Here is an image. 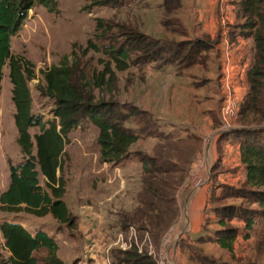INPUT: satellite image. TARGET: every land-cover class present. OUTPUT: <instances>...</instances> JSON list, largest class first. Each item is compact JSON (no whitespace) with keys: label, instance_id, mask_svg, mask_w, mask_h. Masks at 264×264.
I'll list each match as a JSON object with an SVG mask.
<instances>
[{"label":"trees","instance_id":"16d2710c","mask_svg":"<svg viewBox=\"0 0 264 264\" xmlns=\"http://www.w3.org/2000/svg\"><path fill=\"white\" fill-rule=\"evenodd\" d=\"M128 0H107L105 4L123 6ZM164 11L163 27L173 36L155 37L145 32L144 23L130 19L106 21L97 24L98 40L106 41L102 51L110 57L103 72L92 78L79 73V63L67 58L60 66L44 72L39 92L53 102L54 119L44 121L33 113V98L29 86L36 78L31 64L12 54V39L22 30L30 11L37 5L50 12L56 8V0H0V82L5 66H9L13 85V102L16 108L15 123L18 144L26 160L11 167V183L0 197L5 212H26L37 217L52 215L59 223L74 228L76 218L62 200L64 190L56 187L66 138L75 128L88 122L98 130L100 159L103 163L121 165L132 155L131 146L141 140H157L153 154L136 152L142 164L141 191L136 208L120 214L116 226L122 232L137 233L141 242L135 241L130 248L114 256V264H158L149 254L151 244L160 246L161 240L176 224L180 216L178 192L190 175L195 161L201 155L202 139L188 129L185 135L166 132L157 118L136 105L121 104L97 98L95 90L110 88L115 84V71L133 66L155 65L156 70L175 66L179 70L205 65L217 44L207 37H193V29L186 20L183 0H160ZM238 24L230 34L253 37L255 43L254 63L248 71L249 89L240 103L237 119L245 128L233 130L221 138L233 136L240 140L241 162L246 169V179L240 186H219L226 195L211 193L205 233L197 240L180 242V250L195 264H230L220 258L205 254L202 246L213 243L228 251L235 260V244L239 230L231 226L233 220L245 223L251 231L257 219L264 218V0H236ZM131 21V22H130ZM231 35V37H232ZM176 36L183 40L177 41ZM87 51L100 52V47L89 42ZM78 75V76H77ZM236 121V120H235ZM216 124L218 121L215 119ZM219 125V124H218ZM40 127L35 135L36 155L30 129ZM40 175L46 180V188L40 183ZM52 192V193H51ZM218 200L242 199L258 208L249 210L241 206L218 207ZM217 199V198H216ZM220 229L213 234L208 228L214 215ZM4 247L10 253L3 264H66L58 255L59 244L46 231L31 233L19 222H4L0 226ZM249 239V234L246 235ZM142 248V249H141ZM140 249L142 252L140 253ZM46 256H35L41 251ZM73 264H79L76 260ZM257 264V263H240Z\"/></svg>","mask_w":264,"mask_h":264},{"label":"rangeland","instance_id":"374dc122","mask_svg":"<svg viewBox=\"0 0 264 264\" xmlns=\"http://www.w3.org/2000/svg\"><path fill=\"white\" fill-rule=\"evenodd\" d=\"M106 1L56 0L54 12L37 5L30 11L22 30L12 39V54L30 63L36 74V78L29 83L33 98V113L44 121L54 119L53 102L39 92L44 80V72L60 66L69 58L70 63L75 60L79 63L78 75L83 72L87 77L92 78L95 73L103 72L105 66L111 62L110 57L102 51L103 45L108 42L98 40L96 34L100 20H122L125 23L130 19L135 24L144 23L143 29L152 36L167 35L173 38L163 27L165 15L160 0H128L123 6L114 7L105 4ZM186 2L187 13L192 17L195 16L192 11V6L195 7L194 1ZM187 13L184 16L187 17ZM193 37L196 35L194 34ZM175 38L177 41L183 40L179 36ZM92 41L100 47V52L87 51L89 42ZM211 57L214 56L208 57L206 63L212 61ZM227 65H229L228 69ZM202 66L183 70L175 66H167L162 70H156L154 64L132 65L124 71H118L112 64L115 84L111 88L105 86L103 89L95 90V94L97 98L105 101L136 105L142 110L152 112L163 126V130L184 136L185 132L180 130L199 128L202 125L204 112L214 108L219 93L223 96V78L228 73L233 78L234 71L227 51L222 53L221 76L218 81L213 69L204 70ZM210 67L212 68L211 65ZM152 69L155 70L153 74ZM232 85L233 90L236 91L233 82ZM12 91L10 69L7 65L0 82V197L10 186L11 167L18 166L26 160L18 144L19 133L15 123L17 111ZM238 120L236 119L234 126ZM30 133L33 137L35 154L34 137L41 133L40 127L31 128ZM97 140L98 130L88 122H84L81 128L73 129L66 138L65 151L61 159L62 168L58 172L59 182L54 188L64 190L62 200L77 220L74 228L59 223L52 215L37 217L24 211L5 212L1 208V202L0 226L4 222H19L33 234L41 230L46 231L58 242V255L66 264H73L76 261L75 256L80 257L81 244L86 250L93 243L88 235L82 236L83 227H90L93 224L95 228L100 227L102 235H106V242H102L104 246H109L119 239L128 244L127 249L133 241L139 246H144L146 240L144 239L143 242L138 240L135 231L122 232L116 224L120 220L121 213L132 212L138 203L142 187V164L135 157V153L152 155L157 140L149 138L132 145L130 149L132 155L121 165L101 161ZM46 182L47 180L40 175V183L45 188ZM226 194L227 191L221 187L216 196L221 197ZM218 197L214 198L213 204L220 208L241 205L249 210L258 208L257 205L242 199L218 200ZM217 220L219 214L214 215L212 222L214 226L210 229L212 234L220 229ZM231 226L239 230L236 259L233 260L228 251L216 244L205 249L206 253L230 264L243 262L264 264V218L257 219L251 231H248L245 223L238 219L233 220ZM120 233L122 239L119 237ZM154 246L157 249L161 245ZM113 250L115 256L119 251H125L126 246L123 248L118 246ZM9 256L0 230V264H3ZM35 256L41 260L46 256V252L43 250Z\"/></svg>","mask_w":264,"mask_h":264},{"label":"crops","instance_id":"0c3cea01","mask_svg":"<svg viewBox=\"0 0 264 264\" xmlns=\"http://www.w3.org/2000/svg\"><path fill=\"white\" fill-rule=\"evenodd\" d=\"M186 1L187 0H185V2ZM193 1V3H195V7L192 6V11L195 13L193 17L191 14L187 13L186 4L184 2L185 13L188 14L186 20L193 29V34L196 35V38L207 37L210 38L211 41L217 43L211 54L214 56L211 57L212 61H210V63H205L202 67L204 70L207 69L208 71L209 68L213 69L214 72H216V80L218 81L221 76L222 53L227 51L230 55L231 66L234 71L232 80L237 95L242 101L249 89L248 71L254 63L255 43L253 37L245 38L239 34L236 36L230 34V31H233L234 26L238 24L235 6L236 0ZM154 71L155 70L152 69L151 73L153 74ZM221 100L222 96L221 93H219V98L216 99L214 108L207 109L204 112L202 125L199 128L189 130L199 135L202 139L201 154L208 151L209 171L200 170V175L204 177L207 182L205 186L194 189L192 187V182L187 180V183L181 187L178 192L177 199L180 207V216L176 224L167 232L169 240H162L165 253L170 261L175 262L179 260L184 264H195L189 259L187 254H184L180 250V242L183 240L192 242L204 235L206 220L212 217L211 213H206L207 209L209 211L211 208L209 200L214 190L217 191L219 186L222 185L238 186L246 179V169L241 162L240 140L233 136L221 138L218 135ZM215 119L218 121L219 125L216 124ZM244 128L243 125L237 123L234 130ZM203 136L212 138L209 145H206ZM213 226L214 224L210 223L208 228ZM82 231H84L82 236L88 235L92 238L93 243H91L86 250L81 244L80 257L75 256V260H79V264H114L113 249L118 246L121 248L126 246L127 250L129 247L126 242L120 239V242L118 240H112L113 244L111 243L109 246H104L102 242H106V235H102L100 227L98 228L96 226L95 228L94 224L90 227H83ZM119 237L122 239V233H120ZM105 245H107V243ZM210 245L215 244L209 243L202 246L205 254H207L205 249H208Z\"/></svg>","mask_w":264,"mask_h":264},{"label":"built area","instance_id":"2783aa9c","mask_svg":"<svg viewBox=\"0 0 264 264\" xmlns=\"http://www.w3.org/2000/svg\"><path fill=\"white\" fill-rule=\"evenodd\" d=\"M229 65H227V69ZM232 78L230 73L223 78V96L220 105V127H219V136H222L226 133H229L235 129L234 122L238 117L240 110L241 99L237 95V92L233 90ZM206 145H209L212 141L211 137L203 136ZM208 151H205L201 154L190 173L188 181L192 182V187L194 189H199L205 186L207 183L205 178L200 175V170H208L209 171V163H208ZM169 240L167 234L164 236L163 240ZM163 242V241H162ZM151 244L149 246V254L154 256L157 260L158 264H184L182 261H170L165 253L164 246L161 244L160 248ZM142 249V248H141ZM140 249V253L142 250Z\"/></svg>","mask_w":264,"mask_h":264}]
</instances>
